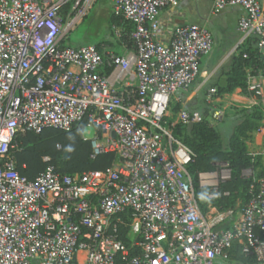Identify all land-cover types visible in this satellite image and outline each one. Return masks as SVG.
Here are the masks:
<instances>
[{
  "label": "built area",
  "instance_id": "obj_1",
  "mask_svg": "<svg viewBox=\"0 0 264 264\" xmlns=\"http://www.w3.org/2000/svg\"><path fill=\"white\" fill-rule=\"evenodd\" d=\"M96 1L0 0V264H230L235 247L246 264H264V174L244 207L220 211L212 201L228 165L199 172L203 211L187 169L195 154L173 135L176 124L200 122L197 112L174 114L171 102L207 85L212 73L202 77L200 61L211 33L176 26L163 43L158 15L182 0H112V29L130 53L63 45ZM228 6L244 11L242 43L256 38L264 55L260 0H211L210 16ZM244 73L246 92L261 97L264 72ZM83 122L93 130L89 159L112 154L110 166L18 173L19 134Z\"/></svg>",
  "mask_w": 264,
  "mask_h": 264
},
{
  "label": "trees",
  "instance_id": "obj_2",
  "mask_svg": "<svg viewBox=\"0 0 264 264\" xmlns=\"http://www.w3.org/2000/svg\"><path fill=\"white\" fill-rule=\"evenodd\" d=\"M113 25L119 24L118 18L113 15ZM101 44H96L99 48ZM246 55V58H243ZM245 69L262 70L264 72V55L256 46V38L249 37L237 48L230 59L217 71V77L207 88H215L216 95L231 94L240 89L245 95ZM259 101V98H256ZM180 104H176L172 112L175 114ZM207 106V105H206ZM242 121L236 125L226 142L219 131L210 126L208 107L201 114L200 122L195 124H176L173 135L181 140L195 154L194 161L188 166V172L195 182L196 196L203 211H205L208 189H198L197 174L212 172L216 164H227L230 179L220 184V195L212 201V205L220 211L235 207H244L255 193L256 181L244 178V170H254L258 165L255 158L247 151L242 137L247 133L259 129L263 119L261 105H254L249 110H243ZM85 122L74 125L69 131L47 129L39 134L23 133L16 138L19 150L14 153L16 168L20 175L33 180L39 173L52 164L57 169L71 176H78L89 170H101L110 166L114 160L112 154L100 156L95 161L89 159L90 144L82 139ZM59 147V148H58ZM66 154V157L63 156ZM48 158L47 160H44ZM227 193V195H224ZM200 196H204L203 199ZM230 264H246L238 247L231 251Z\"/></svg>",
  "mask_w": 264,
  "mask_h": 264
},
{
  "label": "crops",
  "instance_id": "obj_3",
  "mask_svg": "<svg viewBox=\"0 0 264 264\" xmlns=\"http://www.w3.org/2000/svg\"><path fill=\"white\" fill-rule=\"evenodd\" d=\"M102 7L106 5L108 11L110 12V30L117 25H113V12H112V0H101ZM262 6L264 7V0H260ZM210 8H211V0H182L176 7L174 8H168L162 10L157 18V21L161 27V35L157 37L158 41L166 43L167 37L169 35V32L176 26H182L187 24H195L199 26L205 27L212 35L214 46L210 54L203 57L200 61V71L202 74V77H205L208 75L206 74L204 70L205 65H210V71L209 73H212V76L210 77L207 85L200 89L197 92L190 91L185 96L182 95L184 98L183 102L184 104H188L190 99L196 95L199 92H204V88H207L208 84L211 81H214L213 79L214 75H217V71L219 68L224 65L235 53L237 48L242 44V37L237 31V24L239 19L244 15V11L242 8L238 6H228L224 9V11L216 17L217 19H220L221 22H212L213 18L210 16ZM228 21V24L232 27L231 30H233V33L227 32L225 26ZM73 47V46H72ZM117 48L112 49L108 48L106 46H103L102 51L104 53H112L115 55H126L132 51L131 45L127 42L123 41V37L119 41V45L116 46ZM213 79V80H212ZM263 84V93L261 97L259 98V101L256 99L257 97L244 95H232L234 96L233 101L236 106L242 105L243 108H240V112L243 110H249L254 105H261L262 108V114L263 119L260 122L259 129L255 132H248L247 138L244 137L241 138V140L244 142L248 153L251 157L255 158V162L258 163V165L255 167L254 170H244L242 172V176L244 178H252L254 181L257 180V177H261L264 174V139L261 137L260 140H258L257 136H259V131H262L264 133V129L262 127V123H264V79L262 81ZM196 87V85L194 86ZM211 88H207L204 92V101L206 105L209 107L208 109V119L210 122V126L217 129L220 133V129L224 126H236L238 125L242 120L239 121L237 124V121L235 118L238 115L233 116L230 120H223V114H224V107H221V96H214V102L213 106L214 109H212L211 104L208 101V92ZM215 89V88H214ZM236 92H241L240 89H236ZM234 91V92H235ZM228 98V94H224V96ZM223 96V95H222ZM239 111V110H238ZM218 112V113H217ZM244 112H241V114ZM199 114V113H198ZM217 115V116H214ZM200 115V114H199ZM201 116V115H200ZM233 127V129H234ZM86 129V128H85ZM233 131V130H232ZM252 136V138H250ZM250 138V139H249ZM85 139V138H84ZM253 147L254 153H251L248 148ZM244 172L249 173L248 175H244ZM259 177V178H260Z\"/></svg>",
  "mask_w": 264,
  "mask_h": 264
},
{
  "label": "rangeland",
  "instance_id": "obj_4",
  "mask_svg": "<svg viewBox=\"0 0 264 264\" xmlns=\"http://www.w3.org/2000/svg\"><path fill=\"white\" fill-rule=\"evenodd\" d=\"M110 12L108 11L106 5L102 7L101 0H97L95 4L90 9L88 15L83 19L81 24H79L73 31H71L66 38L63 40V45L67 46H83V45H96L101 44L100 47L103 48V46H106L108 48L115 49L116 46L119 45V41L121 40L120 37L117 36L116 31L111 29L110 30ZM221 22L220 19H213L212 22ZM228 24V21L226 25ZM227 32L233 33L232 27L228 24L225 26ZM211 66L205 65L204 70L206 74H210ZM219 77L218 75H214L213 79ZM212 79V80H213ZM207 88H204V92ZM204 92H199L196 95H194L188 104H184V98L180 99V101H176L175 99L171 102V108L175 107L176 104H180L179 109L175 114H177L180 111H186V112H197L200 115L202 112L207 108L206 103L204 101ZM229 97L227 98L226 95L221 96V107H224V114H223V120H230L233 116L238 115L235 120L237 121V124L240 120H242V114L240 112V108H243L242 105L236 106L232 95H240L244 96V92H232L231 94H228ZM209 109V107H208ZM239 110V111H238ZM173 112H175L173 110ZM175 116V115H174ZM234 126H224L220 129V134L223 138V141L226 142L230 135L232 134ZM262 127L264 129V123H262ZM259 136H257L258 140L261 139V137L264 139V133L262 131H259ZM93 136V130L91 128H86L83 130L82 133V139H88ZM252 138V136H250ZM249 138V139H250ZM84 139V140H85ZM251 153H254V148L250 147L248 148ZM66 157V154L63 156V158ZM44 160L48 161V158H45ZM249 173L244 172V175H248Z\"/></svg>",
  "mask_w": 264,
  "mask_h": 264
}]
</instances>
